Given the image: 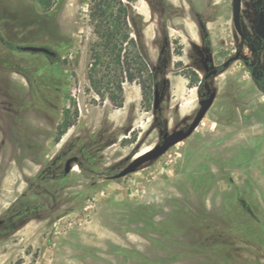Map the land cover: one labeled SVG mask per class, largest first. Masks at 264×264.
Returning <instances> with one entry per match:
<instances>
[{
    "label": "rangeland",
    "instance_id": "obj_1",
    "mask_svg": "<svg viewBox=\"0 0 264 264\" xmlns=\"http://www.w3.org/2000/svg\"><path fill=\"white\" fill-rule=\"evenodd\" d=\"M109 1L115 15L121 2L133 8L121 65L114 55L96 61L93 0H0L6 40L58 52L52 60L0 41V264H264V93L255 82L264 0H242L244 37L232 0ZM237 51L201 92L200 82L179 97L171 86L156 115L152 92L122 127L107 119L128 72L140 86L154 74L160 86L179 73L201 81ZM212 91L190 137L113 178L165 131L188 127ZM70 156L78 161L65 174Z\"/></svg>",
    "mask_w": 264,
    "mask_h": 264
},
{
    "label": "trees",
    "instance_id": "obj_2",
    "mask_svg": "<svg viewBox=\"0 0 264 264\" xmlns=\"http://www.w3.org/2000/svg\"><path fill=\"white\" fill-rule=\"evenodd\" d=\"M133 1V0H129ZM118 7L116 15L114 14V8L117 6L116 4H113L109 0H93V5L91 6V16L93 21L96 23V32L98 33L101 42L98 44V48H100L102 51L101 53L96 54V61H99L98 63H101V60L103 57L107 55H114L113 60L114 62H117L121 65V56H120V42L119 41H125L130 37L129 31L127 30L129 28L130 23L133 24V18H132V11L133 8L131 4H122ZM110 19V20H109ZM135 37L136 40H138V45H140L141 51L143 54H146V48L142 44L143 41V34L140 29H135ZM123 33V34H122ZM133 40L134 38H130ZM0 41L6 45L8 48L11 49H20L18 45H15L14 43L6 40L0 33ZM135 43V40H133ZM105 56H104V55ZM129 67V66H128ZM130 69V67H129ZM129 71V70H128ZM156 75H152L153 84L146 86L141 85L142 90L145 95H148L154 91V81H155ZM196 77V78H195ZM193 80L190 78V84L192 86H198L199 84V78L195 76ZM127 81L133 82L135 80V76L133 73L128 72V76L126 77ZM264 80V78H263ZM262 80V81H263ZM204 79L202 80V82ZM261 82V81H260ZM262 84V90L264 91V82H261ZM200 89H202V86H199ZM118 90L122 94V85H118ZM114 106L116 107H122L124 99L123 97H117L114 94H110L108 97ZM157 114V110L154 111ZM73 124L72 122H69L61 132H65L67 128ZM14 229L9 228L8 232H13Z\"/></svg>",
    "mask_w": 264,
    "mask_h": 264
},
{
    "label": "water",
    "instance_id": "obj_3",
    "mask_svg": "<svg viewBox=\"0 0 264 264\" xmlns=\"http://www.w3.org/2000/svg\"><path fill=\"white\" fill-rule=\"evenodd\" d=\"M233 2V20L237 31L240 35H244L242 31L241 25V3L242 0H232ZM256 33L261 37L264 38V11L261 10L259 12V19L255 27ZM23 51L35 52V53H45L48 55H54L55 52L52 51L49 47L46 46H36V45H23L20 46ZM239 57V53H236L234 56L230 57L226 60L223 64L224 67L228 66L232 61ZM218 73L217 68L211 69L209 72L205 74V78H209L213 75ZM166 93V84L164 82L163 87L160 89L158 83L154 85V102H153V109L158 110L162 103V100ZM216 97L215 92H211L208 97L203 98L200 100V107L191 122V124L187 128H182L175 130L174 132L165 131L162 135V142L156 144L150 150L140 154L139 156L135 157L133 160L129 162L127 166H125L121 171L113 175V178H120L124 177L130 173H133L138 170L139 167L148 163L150 161L156 160L160 156H162L165 152H167L173 145L187 139L192 135L195 129L199 126L203 118L205 117L206 113L214 103ZM78 157H70L67 159L65 163L64 171L65 173L70 172L73 167V164L77 162ZM3 220L0 219V226L3 224Z\"/></svg>",
    "mask_w": 264,
    "mask_h": 264
},
{
    "label": "crops",
    "instance_id": "obj_4",
    "mask_svg": "<svg viewBox=\"0 0 264 264\" xmlns=\"http://www.w3.org/2000/svg\"><path fill=\"white\" fill-rule=\"evenodd\" d=\"M164 79L168 81L169 89L171 86H177V90L175 91V94L178 97L185 95V93L190 94L193 91V89L196 88V86L190 87L189 78L186 75L180 73L175 74L172 77L165 75ZM130 83L131 84L128 87H124V91H122V97L124 99L122 107L114 106L109 98H108L109 104H107L106 102V106L109 105V108L105 110V113L107 114V119L116 127H122L124 123H126L127 118L130 116V111L132 109V106L141 104L144 98L142 87L138 83H133V82ZM153 113L154 115H156L154 111ZM69 128L70 127H68V129ZM125 135L127 136L128 134L125 133Z\"/></svg>",
    "mask_w": 264,
    "mask_h": 264
},
{
    "label": "flooded vegetation",
    "instance_id": "obj_5",
    "mask_svg": "<svg viewBox=\"0 0 264 264\" xmlns=\"http://www.w3.org/2000/svg\"><path fill=\"white\" fill-rule=\"evenodd\" d=\"M261 10H263V9H261ZM261 10H260V11H261ZM260 11H259V12H260ZM263 11H264V10H263ZM258 19H259V13H258ZM241 25H242V24H241ZM255 27H256V26H255ZM242 31H243V30H242ZM239 34H240V33H239ZM243 34H244V32H243ZM241 36H242V35H241ZM244 36H245V34L243 35V37H244ZM263 39H264V38H263ZM46 47H48V46H46ZM19 48H20V46H19ZM49 48H50V47H49ZM20 49H21V48H20ZM50 49H51L52 51L55 52L54 55H48V54H45V53H42V54H45L46 56H48V58H50V59H52V60L57 59V58H58V52L55 51V50H53L52 48H50ZM21 50H22V49H21ZM22 51H23V50H22ZM34 53H35V52H34ZM236 53H239V57H238L237 59H241V57H242V56H241V55H242V52H241V51H237ZM229 58H230V57H229ZM229 58H228V59H229ZM228 59H227V60H228ZM237 59H235V60H237ZM235 60H234V61H235ZM232 62H233V61H232ZM232 62H231V63H232ZM231 63H230V64H231ZM223 64H224V63H223ZM223 64H222V66L217 67V69H218V73H217V74H219L224 68H226V67H228V66L230 65V64H229L228 66L224 67ZM212 69H213V68H212ZM210 70H211V69H210ZM210 70H209V71H210ZM209 71H208V72H209ZM217 74H216V75H217ZM213 76H215V75H213ZM213 76H211V77H213ZM211 77H209V78H211ZM209 78H205V76H204V78H203L204 81L202 82L203 79L200 81V86L203 87L204 82L207 81ZM263 78H264V76H263L262 78H260V79H257L255 82H256V86H257V87H258V88L264 93V91L262 90V84H261V82H264ZM262 80H263V81H262ZM260 81H261V82H260ZM154 82H155L154 85H155L156 83H158L156 79H155ZM164 82H165V84H166V93H167L169 83H168V81H167L166 79L163 78V79H162V84H161V86H160L159 83H158V85H159V88L161 89V88L163 87V85H164ZM153 89H154V87H153ZM199 91H200V92L202 91V89H200V87H199ZM212 92H214V91H212ZM153 93H154V91H153ZM166 93H165V96H166ZM210 93H211V92H210ZM210 93H209V94H210ZM215 93H216V92H215ZM209 94H208L207 96L203 97V98L208 97ZM165 96H164V97H165ZM203 98H202V99H203ZM163 99H164V98H163ZM215 99H216V97H215ZM162 101H163V100H162ZM214 101H215V100H214ZM199 104H200V103H199ZM212 105H213V104H212ZM211 107H212V106H211ZM211 107H210V108H211ZM153 110H154V109H153ZM154 111H156V110H154ZM157 111H158V110H157ZM208 111H209V110H208ZM193 119H194V118H193ZM190 124H191V123H190ZM190 124H189V125H190ZM186 128H187V127H186ZM181 129H182V128H181ZM162 135H163V134H162ZM161 142H162V136H161V140H160L159 143H161ZM70 157H74V156H70ZM70 157H69V158H70ZM76 157H78V156H76ZM69 158H68V159H69ZM66 161H67V160H66ZM77 161H78V160H77ZM65 163H66V162H65ZM75 163H76V162H75ZM75 163H74V164H75ZM64 168H65V166H64ZM72 168H73V167H72ZM70 171H71V170H70ZM64 173H65V171H64ZM68 173H69V172H68ZM68 173H65V174H68Z\"/></svg>",
    "mask_w": 264,
    "mask_h": 264
}]
</instances>
